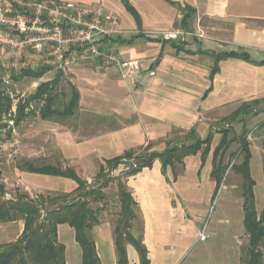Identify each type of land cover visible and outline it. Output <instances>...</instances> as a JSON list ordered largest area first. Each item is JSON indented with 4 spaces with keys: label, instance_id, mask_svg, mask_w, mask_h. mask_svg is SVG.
<instances>
[{
    "label": "crops",
    "instance_id": "1",
    "mask_svg": "<svg viewBox=\"0 0 264 264\" xmlns=\"http://www.w3.org/2000/svg\"><path fill=\"white\" fill-rule=\"evenodd\" d=\"M68 1L101 5L116 14L124 32L109 45L122 58L139 59L141 67L123 79L117 68L93 61L70 66L64 75L78 92V109L62 123L38 120L45 131L43 136L63 166L92 181L105 160L126 150L149 144L151 150L162 151L167 138L182 139L190 129L201 138L211 133L204 156L201 149L186 156L183 165L175 169L163 167L155 159L124 180L136 202L149 264H241L247 238L242 198L235 184L224 182V178L217 184L211 175L214 148L222 136L214 122L231 114L242 102L264 98V0H128L138 20L121 0ZM188 8L194 14L189 22L191 30H184L201 32L202 37L188 36L179 43L157 35L181 28ZM232 51L245 53L248 59L223 58L211 75L212 53ZM25 55L23 65L33 70L37 65L27 51ZM40 67L48 68L40 77H24L44 82L51 80L42 79L53 70L62 73L58 68ZM150 71L154 74L149 75ZM255 116H264V111ZM239 125L241 130L242 123ZM249 141L255 209L261 213L264 134ZM10 170L11 178L27 189L30 197L70 192L77 186L71 178L19 170L16 162ZM213 205L217 213L205 223ZM203 228L208 237L201 240ZM57 236L61 243L63 236L69 239L63 243L65 264H81V248L73 228L59 224ZM92 236L101 264H116L113 220L102 217L93 226ZM126 252L128 264H139L131 244H127Z\"/></svg>",
    "mask_w": 264,
    "mask_h": 264
},
{
    "label": "trees",
    "instance_id": "2",
    "mask_svg": "<svg viewBox=\"0 0 264 264\" xmlns=\"http://www.w3.org/2000/svg\"><path fill=\"white\" fill-rule=\"evenodd\" d=\"M171 2L170 0H167ZM136 20L138 15L128 0H121ZM188 11L181 18V28L188 29L194 10ZM141 34V33H139ZM181 43V42H179ZM214 65L211 75L217 71V62L226 57L248 59L245 53L228 52L213 54ZM48 68L39 67L35 70L22 68L19 76L40 77ZM62 75L39 83L35 91L26 100H19L16 105L14 124L25 117V108L30 101H40L39 117L43 120L62 123L72 117L78 109V92L70 84V95L67 101L53 90V86ZM65 97V95H64ZM12 98L1 88L0 80V117L10 112ZM263 103V104H261ZM264 111V98L242 102L231 114L221 119L225 123H242L241 132L229 137V128H218L221 139L214 148L211 175L219 184L227 165L223 163L224 152L229 143L238 140L242 153L238 164L231 168L240 175V196L242 198L243 224L248 236L247 257L241 264H264V212L257 213L254 201V180L249 171L250 149L247 140L245 118L255 116ZM264 133V122L257 126ZM211 133L201 138L194 129L185 132L182 139L169 137L165 140L162 151L145 147L129 149L121 155L105 160L100 165L95 178L88 183L76 171L60 163L36 159L21 158L16 162L19 170L71 178L77 184L70 192L39 193L30 197L26 192L16 191L14 197L4 198L5 188L1 182L0 171V222H11L21 219L23 228L19 237L3 246L0 250V264H65V246L57 236L59 224L66 223L74 230V238L81 248V264H101L92 236V228L102 218L101 211L106 203L104 189L116 179V217L113 219V240L116 253V264H128L126 246L131 244L138 253L139 264H149L148 252L142 240L141 221L136 211V202L125 184V178L137 173L141 168L149 166L159 159L163 167L183 165V159L202 149L204 156L209 151ZM264 144V141H263ZM119 174L111 176L117 170ZM117 177V178H116ZM135 223L137 224L135 228Z\"/></svg>",
    "mask_w": 264,
    "mask_h": 264
},
{
    "label": "built area",
    "instance_id": "3",
    "mask_svg": "<svg viewBox=\"0 0 264 264\" xmlns=\"http://www.w3.org/2000/svg\"><path fill=\"white\" fill-rule=\"evenodd\" d=\"M24 11L14 12V7ZM0 51L5 47L21 52L48 50L43 63L65 71L70 66L96 62L117 68L126 79L140 70L139 59H125L109 43L123 34L119 17L101 5H85L68 0H0ZM14 31V33H13ZM164 40L182 42L201 32L172 28L157 32ZM154 72L150 71L149 75ZM88 183L91 181L88 180ZM208 237L205 229L199 239Z\"/></svg>",
    "mask_w": 264,
    "mask_h": 264
},
{
    "label": "rangeland",
    "instance_id": "4",
    "mask_svg": "<svg viewBox=\"0 0 264 264\" xmlns=\"http://www.w3.org/2000/svg\"><path fill=\"white\" fill-rule=\"evenodd\" d=\"M24 2L25 0H21ZM23 8L14 7V12L21 13ZM189 29V28H188ZM7 30L4 27H0V32ZM191 30V29H189ZM14 33V31H13ZM27 51V56L33 60L34 64L37 65L33 70L40 66H44L43 59L45 58L48 50L44 52H33L32 49L27 48L21 52L5 47L4 51H0V80L1 88L12 98V107L9 113L3 114L0 117V171H1V182L4 184L5 195L4 198H10L15 196L16 191L27 192L15 178H11V170L14 162H18L21 158L36 160L41 159L49 161L52 163H60L63 166L60 157L57 156L53 146L50 141L46 140L43 136V128L40 127L38 120H43L39 117V106H41L40 101H30L28 106L25 108V117L18 124H14L13 119L16 114V105L19 100L23 101L28 99L30 95L35 91L36 86L41 83V80H34L31 77L19 76V71L21 68H28L23 63L25 62V53ZM95 63V62H94ZM49 66V65H46ZM56 68L54 66H49ZM47 74L46 78L42 79H52L56 75V72ZM67 75H62L58 79V82L54 84L53 90L61 94L67 101L70 95V84L71 82L67 78ZM65 95V97H64ZM263 104V103H261ZM264 119V116H247L245 118L246 130H247V140L250 137H259L264 134L262 131H258L257 126L260 121ZM221 128H231L229 130V137L238 135L241 130L238 125L232 126L230 123L222 122L221 120L214 122ZM250 142V141H249ZM240 146L238 140L229 143L224 155L223 163L227 165L224 173V182L233 183L236 185V191L240 193V175L236 173L231 166L238 164L241 160L242 153L239 150ZM116 176V175H111ZM117 178V177H116ZM116 179L111 182L109 188L105 190L107 195L106 203L101 211V216L103 218H108L110 220L115 219L117 211L116 203ZM29 193V192H27ZM33 193V192H32ZM30 194V193H29ZM34 197V196H32ZM214 205L211 207L208 216H206L207 223L211 220V217L217 213V208L213 210ZM22 220L18 219L15 222H0V250L3 246L8 243H13L20 235V229L22 225ZM137 224L135 225L136 228ZM69 239L63 236L61 241L66 245ZM248 248V236L243 245V258L247 257ZM264 253V249H263ZM70 264H76L72 262Z\"/></svg>",
    "mask_w": 264,
    "mask_h": 264
}]
</instances>
